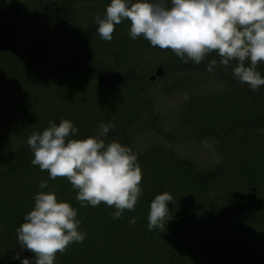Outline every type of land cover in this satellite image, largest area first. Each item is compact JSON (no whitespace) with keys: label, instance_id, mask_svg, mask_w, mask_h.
I'll return each mask as SVG.
<instances>
[{"label":"rangeland","instance_id":"rangeland-1","mask_svg":"<svg viewBox=\"0 0 264 264\" xmlns=\"http://www.w3.org/2000/svg\"><path fill=\"white\" fill-rule=\"evenodd\" d=\"M22 1L0 0V7ZM53 1L60 14L62 0ZM69 1L65 28L38 18L20 33L0 34V264L34 260L17 229L35 196L53 190L77 210L87 234L54 264H264V85L253 92L234 77L238 62L219 65L217 52L185 63L170 49L134 40L128 20L104 41L95 19L111 0ZM212 59L218 66L210 73ZM160 68L164 75L152 82ZM257 71L264 78V61ZM65 119L79 129L74 139L112 123L106 143L137 154L143 194L135 210L114 220L115 207L106 206L102 220L126 222L121 227L104 229L97 210L103 202L81 207L66 178L52 180L32 164L27 139ZM42 181L49 187L40 189ZM165 192L175 203L164 228L149 230L151 202ZM214 210L228 216L224 229Z\"/></svg>","mask_w":264,"mask_h":264},{"label":"clouds","instance_id":"clouds-1","mask_svg":"<svg viewBox=\"0 0 264 264\" xmlns=\"http://www.w3.org/2000/svg\"><path fill=\"white\" fill-rule=\"evenodd\" d=\"M124 20L130 21L129 34L134 40L143 37L154 48L170 49L185 63L187 57L200 64L208 54L217 52L219 65L238 62L233 75L253 92L264 85L257 71L264 61V0H111L105 15L95 19L100 38L111 42L115 26ZM217 66L212 59L207 71L211 73ZM49 125L27 139L34 155L32 164L47 171L52 180L66 178L77 190L81 207L102 202L114 206V220L125 210L134 211L143 194L142 169L130 147L116 141L106 143L115 125L102 123L98 135L86 139L71 138L79 129L67 119L59 125L49 121ZM48 187L47 181L39 184L40 189ZM34 199V209L17 229L20 245L34 254V260L24 258L21 264H54L58 253L82 243L87 234L79 230L82 221L77 219V210L68 202H58L55 190L41 191ZM169 202L175 203L167 192L151 202L149 230L164 228ZM135 223L133 218L130 224Z\"/></svg>","mask_w":264,"mask_h":264},{"label":"flooded vegetation","instance_id":"flooded-vegetation-1","mask_svg":"<svg viewBox=\"0 0 264 264\" xmlns=\"http://www.w3.org/2000/svg\"><path fill=\"white\" fill-rule=\"evenodd\" d=\"M69 2V0H62L60 6L65 7V9L60 10V14L57 13V15L54 14V8L52 7L58 3H55L53 0H23L21 3L11 7L13 10L5 9V6L4 8L0 7V34L20 33L21 27L24 28L25 24L38 18L44 19L53 26L65 28L68 25L63 21L66 13L70 10ZM21 6H23L22 12L14 11L16 7Z\"/></svg>","mask_w":264,"mask_h":264},{"label":"trees","instance_id":"trees-1","mask_svg":"<svg viewBox=\"0 0 264 264\" xmlns=\"http://www.w3.org/2000/svg\"><path fill=\"white\" fill-rule=\"evenodd\" d=\"M182 195H184V193H181V194H176V200H179L180 201V198H181V196ZM106 204L104 203L103 205H101V206H98L97 207V210L99 211V213H98V217H102V219H101V224H102V226L104 227V229H106V225L107 224H112V225H117L116 227H121L124 223H126V222H124V221H110V222H102V220H105L107 217H108V214L105 212V210H106ZM215 210H214V213H213V217H217V218H219V220H220V225H218V229H224L225 228V222L226 223H228V216H226L225 214H223V213H220L219 214V216H217V215H214L215 214ZM120 219H122V218H120ZM225 221V222H224ZM132 226V225H131ZM214 226H217V225H214ZM108 227V226H107ZM133 227V226H132ZM136 227H133V231H132V234L136 231V229H135ZM228 228H226L225 230H227ZM224 230V231H225ZM239 234V232H237V235ZM262 246L264 247V242H263V244H262ZM259 261V260H258ZM260 262V261H259Z\"/></svg>","mask_w":264,"mask_h":264},{"label":"water","instance_id":"water-1","mask_svg":"<svg viewBox=\"0 0 264 264\" xmlns=\"http://www.w3.org/2000/svg\"><path fill=\"white\" fill-rule=\"evenodd\" d=\"M164 75V72L162 70V68L158 69L157 71V76H163ZM156 79V76L152 78V81H154Z\"/></svg>","mask_w":264,"mask_h":264}]
</instances>
